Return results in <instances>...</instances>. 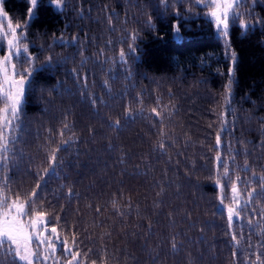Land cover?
Wrapping results in <instances>:
<instances>
[{
    "label": "trees",
    "instance_id": "trees-1",
    "mask_svg": "<svg viewBox=\"0 0 264 264\" xmlns=\"http://www.w3.org/2000/svg\"><path fill=\"white\" fill-rule=\"evenodd\" d=\"M81 3L85 8L83 18L74 10ZM28 6L26 0H4L14 24L25 22ZM176 8L181 13L179 40L173 35L175 11L165 10L160 0H69L59 13L48 0H40L36 16L27 27V43L36 57V70L27 84L16 133V147L23 156L17 157L19 168L8 175L14 190L27 192L34 186L37 167H47L43 146L48 130L55 132L62 127L67 115L79 139L67 151L61 149L58 161L62 157L63 164L46 177L47 186L41 183L47 197L44 206L60 217L58 230L64 229L62 236L72 227L78 231L81 247L106 246L114 256L111 264H152L143 247L146 240L153 246L158 242L166 245L169 234L176 232L181 234L185 252H190L197 264H232L233 251L242 264V250L250 251L246 243L249 228L245 224L241 248L233 249L226 235L230 230L225 209L219 203V187L207 177L216 170L215 133L220 131L222 111L229 113V123L220 131L223 157H228L226 145L230 144L233 154L240 153L235 155L238 165L248 159L258 171L264 167V0H244L238 11L244 14L241 19L254 27L243 30L231 20L227 46L205 15L206 9L190 2L177 3ZM108 14H112L115 31L107 23ZM149 16L154 26L146 23ZM127 29L139 32L138 59L128 58L131 78H127L118 57L121 47L127 52V43H122L128 40ZM61 33L66 41L78 35L85 56L90 57L83 69L89 73L85 92L104 93L103 79L111 84V96H104L106 106L97 105L99 115L68 74L69 69L79 65V57L74 44L61 46L59 41L54 42L53 37ZM101 48L104 57L97 60L94 54ZM232 52L236 54L235 63L230 58ZM57 53L72 56L74 61L45 66V57ZM105 57L115 62L105 63ZM230 68L234 69V80L229 107L223 104V94ZM137 94L142 96L145 111L126 122L122 116L125 105L140 107L135 100ZM157 97L162 106L175 105L171 118L164 120L168 155L153 149L161 125L148 109L156 105ZM107 116L120 117L122 129L109 128ZM69 135L71 132H66L65 139ZM245 148L250 153L247 157L243 155ZM239 174L250 176L247 172ZM62 184L72 187L74 197H66V190L60 189ZM161 184L165 191L157 197ZM223 195H230L227 186ZM128 197L131 208L124 206ZM113 199L119 201L123 217L113 211ZM157 200L163 201L160 208L153 207ZM228 202L226 199L225 204ZM259 203L264 204V199ZM97 205L99 214L95 211ZM169 211L174 212L175 227L166 216ZM185 211L191 213L190 220L184 218ZM149 221L152 234L145 227ZM193 223L195 228L191 227ZM105 231L111 235L100 239ZM262 239L255 233L251 235L253 244ZM185 252L171 256L162 251V264H185Z\"/></svg>",
    "mask_w": 264,
    "mask_h": 264
},
{
    "label": "snow or ice",
    "instance_id": "snow-or-ice-1",
    "mask_svg": "<svg viewBox=\"0 0 264 264\" xmlns=\"http://www.w3.org/2000/svg\"><path fill=\"white\" fill-rule=\"evenodd\" d=\"M26 2L29 6L25 14V22L20 23L17 21L14 24L12 18L4 10L2 0H0V18L6 20V28L3 23H0V45L6 44V53L0 55V264H111L114 256L109 254L106 246L101 245L98 248L81 247L82 241L78 239V231L73 230L72 227H69L62 236L61 231H64V229L58 230L60 217L54 215L44 206V201L47 197L43 195L41 183L43 182L47 186L48 180H46V177L56 173L57 167L63 164L62 157L58 161V153L61 149L63 148L67 151L68 147L79 139L75 132L72 131L74 125L69 123L67 115L61 122L62 127L55 132L52 129L48 130L49 136L43 146L47 167L42 165L37 167L34 186L27 192L12 188V180L8 173L19 168L17 157L23 156L22 150L16 147L18 141L16 133L20 129V112L24 100L25 86L29 83L33 71L36 70V57L29 52V44L27 43V27L36 16V9L40 4V0H26ZM68 2L69 0H48V4L54 7L58 13L65 10ZM189 2L201 7L202 10H207L205 15L214 24L217 34L225 38L226 46L227 37L229 36L230 18L243 30L254 27L253 24L241 19L244 14L238 11L244 0H160L165 10L173 9L175 11L177 23L173 26V35L177 40L181 39V27L178 22L181 13L176 8V4ZM74 10L77 11V15L83 18L85 8L82 3ZM88 11L90 12L91 9L89 8ZM188 11H191V9H188ZM125 16H127V13ZM107 23L115 31L112 14H108ZM146 23L149 26H154L151 16L148 17ZM126 31L128 32V40L122 41V43H127V52L125 48L121 47L118 57L119 62L125 66L127 78H131L132 73L128 67V58L131 56L133 59H138L136 41L139 37V32L135 29H127ZM53 39L54 42L59 41L61 46L70 43L77 47L79 65L69 69L68 74L73 77L78 87L81 88L80 94H87L91 106L96 110V114L99 115L98 103L106 106L104 96H111L112 94L109 80H102L104 93L91 91L86 93L89 73L83 71V69L87 66L90 57L85 56L80 38L78 35H73L69 41H66L64 34L61 33L59 37L54 36ZM107 43L111 44V40ZM94 57L97 60L104 57V49L101 48L94 54ZM230 58L235 63V52L231 53ZM69 61H74V58L57 53L55 56L47 55L44 65L55 67L57 64L67 65ZM104 62L112 63L115 61L114 58L105 57ZM17 63L20 65L19 68ZM233 80L234 69L230 68L227 84L225 85L226 91L223 94V104L229 107ZM57 90L53 89L52 91ZM135 100L140 107L133 108L131 103L125 105L122 116L126 122L134 121L138 115H142L145 111L142 107V96L137 94ZM148 111L150 116H154L156 122L161 125V130L157 141L153 145V149L163 155H168L167 144L164 139L167 136V133L163 130L164 120L166 117L171 118L175 111V105L170 103L162 106L159 103V97H157L156 105L150 107ZM231 111L234 116V110ZM228 114V111H222L219 114L220 131H223L224 126L229 123ZM107 120L109 128L113 130L122 129L120 117L107 116ZM209 127H212L211 123ZM220 131L215 133L216 155L214 160L216 170L213 176H209L207 179L212 180L219 187V203L225 209L227 228L230 230L226 232V235L230 237L233 249L241 248V240L245 236V224L249 228L246 243L250 251L242 250V264H264V239L256 244L251 241L253 233L259 237H264V204L259 203L261 199H264V167H261L258 171L250 165L248 159H245L242 165H238L235 155L240 153L233 154L230 144L226 145L229 149L228 157H223L219 147L222 143ZM66 132H71L67 139H65ZM168 140H171L170 136H168ZM172 143L174 145L175 142L172 141ZM261 147H264V141L261 142ZM249 154L245 148L243 155L247 157ZM169 159H171L170 156ZM121 162H123V157ZM136 167H139V165ZM240 172H247L250 176L242 177L239 174ZM226 186L230 191L228 197L223 195ZM60 189L66 190L65 195L68 198H72L75 195L70 185L62 184ZM38 191L41 193L39 196L37 195ZM164 191L165 189L161 184L160 191L156 194L157 197L163 196ZM55 195L56 192L53 191V196ZM126 199L128 202L124 206L131 208V197ZM226 199L229 200L227 204H225ZM162 203L163 201L161 200L154 201L153 207L160 208ZM111 206L113 211L120 217L125 215L121 211V206L117 199L111 201ZM88 207H91V205H88ZM95 211L97 214L100 213V205L96 206ZM50 216L52 217L51 220L49 219ZM166 216L170 221V225L175 227L174 212L169 211ZM184 218L190 220L191 213L185 211ZM144 219L147 218L145 217ZM93 226L97 225L94 224ZM99 226L103 227L102 224ZM135 227L138 228L141 225H135ZM145 227L148 229L149 234H152L153 225L150 221ZM191 227L195 228V223L191 224ZM199 231L203 235L204 229L201 228ZM186 234L184 233V235ZM110 235V232H102L100 239ZM180 235V233L176 232L170 233L166 245L158 242L153 246L150 241L146 240L143 247L148 252L152 264H162V251H165L166 255L171 256H178L181 252H185L184 241L180 239ZM231 255L234 258L232 264H240L235 259L237 252L233 251ZM185 264H197L196 258L192 257L190 252H185Z\"/></svg>",
    "mask_w": 264,
    "mask_h": 264
},
{
    "label": "rangeland",
    "instance_id": "rangeland-1",
    "mask_svg": "<svg viewBox=\"0 0 264 264\" xmlns=\"http://www.w3.org/2000/svg\"><path fill=\"white\" fill-rule=\"evenodd\" d=\"M2 6H3V8H4V0H2ZM4 10H5V8H4ZM6 11V10H5ZM7 12V11H6ZM9 15V14H8ZM10 17V16H9ZM0 23H3L4 24V26H5V28H6V20L5 19H3V18H0ZM230 27H231V18H230ZM229 30H230V28H229ZM0 50H1V54L0 55H4L5 53H6V44H4V45H0ZM18 67V66H17ZM26 88H27V85L25 86V93H24V97H25V94H26ZM24 101V100H23ZM23 104V103H22ZM58 254H59V252H58Z\"/></svg>",
    "mask_w": 264,
    "mask_h": 264
}]
</instances>
